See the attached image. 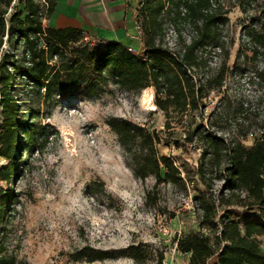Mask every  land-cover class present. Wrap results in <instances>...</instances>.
<instances>
[{"label":"rangeland","instance_id":"374dc122","mask_svg":"<svg viewBox=\"0 0 264 264\" xmlns=\"http://www.w3.org/2000/svg\"><path fill=\"white\" fill-rule=\"evenodd\" d=\"M221 1L226 11L222 38L228 69L220 88L203 85L197 109L166 113L155 105L152 86L147 87L152 99L145 102L143 89L127 92L112 81L99 97L40 109L35 119L45 125L47 134L22 154L11 180L0 179V193L11 194L10 214L0 224L4 253L15 255L19 264H156L160 257L162 264H188L189 255L177 250L176 239L200 229L202 209L195 197L204 194L214 201L216 214L225 207L217 200L223 190L222 172L207 165L204 176L198 172L208 158L203 154L208 150L203 133L246 146L253 142L250 133L264 135V58L252 57V42L245 31L248 26H264V0L248 4L240 0L239 5V0ZM36 2L45 9L44 0ZM14 6L23 4L17 1ZM166 24L164 42H172L170 28L178 34L174 49L192 33L187 21ZM199 53L201 66L191 70L204 84L224 54L217 49ZM238 53L246 57L237 60ZM236 63L244 69L236 68ZM110 116L131 120L154 135L158 154L173 160L181 181L156 183L153 175L144 180L136 177L117 135L106 124ZM6 162L0 157V167ZM131 244L141 246L138 261L119 257L88 262L71 257L83 246L119 250ZM261 247L264 250V236ZM214 262L215 257L209 259Z\"/></svg>","mask_w":264,"mask_h":264},{"label":"trees","instance_id":"16d2710c","mask_svg":"<svg viewBox=\"0 0 264 264\" xmlns=\"http://www.w3.org/2000/svg\"><path fill=\"white\" fill-rule=\"evenodd\" d=\"M11 1L0 0V157L7 161L0 167V179L4 181L16 175L22 154L47 134L45 125L35 119L42 107L50 110L63 101L99 97L112 81L134 93L152 86L159 109L186 114L200 105L203 85L220 88L228 69V50L222 38L226 11L221 0H139L135 20L142 49L138 52L115 40H85L77 27L44 24L52 12L51 0H44V10L36 0H18L23 7L14 6L6 15ZM180 5L186 8L183 14ZM167 20L192 24L191 35L173 50L162 46ZM245 31L252 42V57L260 54L264 58V26H248ZM216 48L224 60L200 84L191 69L201 66L199 52ZM245 57L237 54V60ZM234 66L240 68L238 63ZM106 124L117 135L125 162L136 177L144 180L153 175L156 183L181 181L178 167L169 156L158 154L156 137L141 125L115 116L108 117ZM203 135L208 142L203 154L208 158L198 172L204 176L206 165L222 172L223 190L217 200L225 207L216 214L214 201L197 195L195 201L202 209L200 229L182 233L176 248L189 255L188 264H210L212 257L214 264H264V135L256 136L249 146L211 132ZM10 201L11 194L2 191L0 224L10 214ZM140 248L139 244L119 250L83 246L71 257L88 262L119 257L138 261ZM0 264L19 261L0 245ZM156 264H162L161 257Z\"/></svg>","mask_w":264,"mask_h":264},{"label":"crops","instance_id":"0c3cea01","mask_svg":"<svg viewBox=\"0 0 264 264\" xmlns=\"http://www.w3.org/2000/svg\"><path fill=\"white\" fill-rule=\"evenodd\" d=\"M52 12L44 24L77 27L91 40H115L135 52L142 49L135 20L139 0H51ZM188 262V261H187Z\"/></svg>","mask_w":264,"mask_h":264},{"label":"built area","instance_id":"2783aa9c","mask_svg":"<svg viewBox=\"0 0 264 264\" xmlns=\"http://www.w3.org/2000/svg\"><path fill=\"white\" fill-rule=\"evenodd\" d=\"M17 1L18 0H12L11 1V3H10V5H9V7L7 8V13H6V15H8L10 12H12L13 11V8H14V5L17 3ZM180 10H181V13L183 14L185 11H186V8H185V6L184 5H180ZM168 24V23H167ZM166 24V25H167ZM168 29V28H167ZM169 31H170V33H172V35H173V39H172V42L170 43V42H164V38H163V40H162V46L164 47V48H167V49H170V50H173L174 49V47H175V45H177V33H176V31L173 29V28H170L169 29ZM167 36H168V33H167ZM188 37V36H187ZM84 39L85 40H91L90 38H88L87 36H85L84 37ZM92 42H95V40H91ZM187 41H189V40H187ZM129 50H131V51H133V49L132 48H128ZM217 49V48H216ZM219 52H220V50L219 49H217ZM250 136L251 137H256V135H253V133H250ZM254 138H252V140H254ZM163 264H171L170 262H168V261H164L163 262Z\"/></svg>","mask_w":264,"mask_h":264},{"label":"bare ground","instance_id":"6f19581e","mask_svg":"<svg viewBox=\"0 0 264 264\" xmlns=\"http://www.w3.org/2000/svg\"><path fill=\"white\" fill-rule=\"evenodd\" d=\"M151 97H152L151 96V93L148 92V90H145V94H144V100H145V102H147L148 100L152 99Z\"/></svg>","mask_w":264,"mask_h":264}]
</instances>
